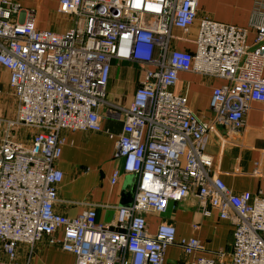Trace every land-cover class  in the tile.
<instances>
[{"label":"built area","instance_id":"1","mask_svg":"<svg viewBox=\"0 0 264 264\" xmlns=\"http://www.w3.org/2000/svg\"><path fill=\"white\" fill-rule=\"evenodd\" d=\"M198 4L59 0L56 12L74 19L58 34L38 29L34 11L0 0V68L15 103L14 117L0 116V264H17L19 245L29 257L43 238L74 264H163L174 244L190 256L201 250L196 238L176 240L175 226L165 222L150 235L145 219L188 196L210 208L204 218L215 211L234 227L229 261L219 252V260L198 257L189 264H264V196L229 190L205 152L215 127L241 130L251 104L264 106V0L255 1L247 28L197 20ZM175 41L194 50H178ZM122 60L142 70L132 101L117 108L124 115L117 156L135 180L132 202L115 208L112 224L97 221L93 205L66 217L54 212L61 133L102 131L98 109L107 104L112 61ZM185 72L223 82L211 90L210 121L173 92ZM119 175L113 171L111 184Z\"/></svg>","mask_w":264,"mask_h":264},{"label":"crops","instance_id":"2","mask_svg":"<svg viewBox=\"0 0 264 264\" xmlns=\"http://www.w3.org/2000/svg\"><path fill=\"white\" fill-rule=\"evenodd\" d=\"M23 8L35 12L36 27L40 30L61 34L73 25L71 15L56 12L59 0H12ZM256 0H199L197 20L202 18L214 22L248 27L249 16ZM176 35L180 31L175 30ZM196 27L189 37L194 39ZM253 32H249L247 42L252 43ZM178 50H194V44L175 41ZM6 72L0 68V116L14 117L15 103L9 95ZM142 70L138 65L126 61H112L109 82L106 88L107 104L98 109L101 132L63 131L64 141L57 167L62 172V182L58 186L59 201L54 212L73 218L93 205L97 221L112 224L116 207L122 200L132 201L135 180L122 171L123 161L117 156V141L122 132L124 115L117 108L127 107L133 93L142 79ZM173 92L187 96L190 109L202 120L210 121L209 109L211 90L222 84L221 80L198 76L191 73H179ZM4 84V85H3ZM247 112L241 130L234 131L228 125H219L209 132L205 152L213 158L212 172L235 194L249 192L252 195L261 192L264 196V106L254 102ZM119 172L115 184H111L113 171ZM208 206H202L196 198L188 196L183 201L169 205L163 214L148 212L145 214L147 231L156 233L159 223L174 225L176 240L196 238L201 250L190 256L183 253L174 244L166 249L163 264H189L198 257L230 260L233 224L220 220L215 211L202 215ZM196 225L197 228H194ZM28 248L17 247V264H74L73 256L63 252L59 245H49L47 238L35 244L28 257ZM1 261H5L2 257Z\"/></svg>","mask_w":264,"mask_h":264},{"label":"water","instance_id":"3","mask_svg":"<svg viewBox=\"0 0 264 264\" xmlns=\"http://www.w3.org/2000/svg\"><path fill=\"white\" fill-rule=\"evenodd\" d=\"M131 202H132V201H129V202H128V200H127V202H125V200H122V202H121V207H122V206H129V205L131 204Z\"/></svg>","mask_w":264,"mask_h":264},{"label":"rangeland","instance_id":"4","mask_svg":"<svg viewBox=\"0 0 264 264\" xmlns=\"http://www.w3.org/2000/svg\"><path fill=\"white\" fill-rule=\"evenodd\" d=\"M196 31H197V29H196ZM194 38H195V37H194ZM3 85H4V84H3ZM9 95H11V94H10V91H9ZM24 133H25V132L21 130V131H17L16 134H17L19 137H22V135H23Z\"/></svg>","mask_w":264,"mask_h":264}]
</instances>
